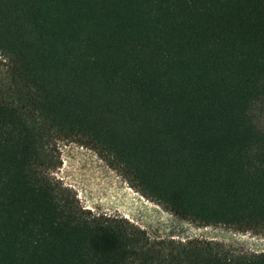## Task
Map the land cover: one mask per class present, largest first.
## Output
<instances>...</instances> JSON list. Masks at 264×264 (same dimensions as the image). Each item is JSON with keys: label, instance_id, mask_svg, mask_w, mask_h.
I'll return each mask as SVG.
<instances>
[{"label": "trees", "instance_id": "1", "mask_svg": "<svg viewBox=\"0 0 264 264\" xmlns=\"http://www.w3.org/2000/svg\"><path fill=\"white\" fill-rule=\"evenodd\" d=\"M0 54V264H264L52 175L76 142L163 210L264 236V0H0Z\"/></svg>", "mask_w": 264, "mask_h": 264}, {"label": "rangeland", "instance_id": "2", "mask_svg": "<svg viewBox=\"0 0 264 264\" xmlns=\"http://www.w3.org/2000/svg\"><path fill=\"white\" fill-rule=\"evenodd\" d=\"M8 66V59L0 54V85L9 81ZM55 145L60 163L52 175L76 193L84 208L125 217L154 239L197 238L218 242L237 253L264 251L263 235L225 226H197L141 196L95 151L66 140Z\"/></svg>", "mask_w": 264, "mask_h": 264}]
</instances>
